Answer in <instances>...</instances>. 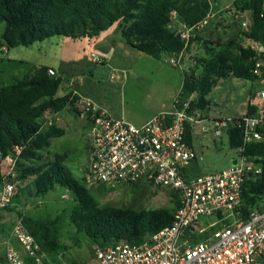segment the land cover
<instances>
[{"label": "trees", "instance_id": "16d2710c", "mask_svg": "<svg viewBox=\"0 0 264 264\" xmlns=\"http://www.w3.org/2000/svg\"><path fill=\"white\" fill-rule=\"evenodd\" d=\"M214 0H0L1 46L7 49L28 47L52 37L97 41L113 25L121 24L120 37L130 48L154 59L171 58L201 41L183 32L192 29L210 12ZM238 14L247 12L249 29L212 47L201 41L206 57L195 59L194 67L201 73L182 71L183 96L197 93L193 108L207 116V95L216 83L229 76L253 81L252 53L244 48L246 41L264 42V0H235ZM174 13V15H171ZM181 20L178 24L176 19ZM195 31H192L193 33ZM186 39V40H185ZM49 67H39L33 75L24 76L14 84L0 87V155L14 147H22L14 175L7 182L17 184L34 177L35 195H45L58 188L73 196L74 205L68 214L78 233H83L93 246H112L120 243L135 245L173 221V211L155 209L135 211L127 208L99 207L85 188L63 165L65 154L44 161L42 152L49 148L50 139L64 131L51 123L43 128L47 114L70 110L79 98L67 93L55 97L62 79L49 76ZM186 141L192 139L186 132ZM227 143L234 150L241 144L236 131L228 132ZM246 155L258 156L261 174L248 180L241 194L240 214L247 219L254 208H264V143L249 145ZM5 168L0 167V185ZM175 198L174 194H171ZM175 207L178 202H174ZM6 210H9L8 208ZM59 217L40 221L24 215L23 224L34 238L40 252L58 254L68 251L60 242L57 230ZM28 264H33L30 260Z\"/></svg>", "mask_w": 264, "mask_h": 264}, {"label": "built area", "instance_id": "2783aa9c", "mask_svg": "<svg viewBox=\"0 0 264 264\" xmlns=\"http://www.w3.org/2000/svg\"><path fill=\"white\" fill-rule=\"evenodd\" d=\"M213 17L209 12L186 33L206 28ZM249 24L248 16L240 23V30L247 32ZM244 48L252 53L250 73L260 86L247 95L242 114L203 116L193 108L198 94L183 96L180 90L171 111L138 126L114 119L78 96L72 109L88 125V161L82 177L85 186L147 184L168 190L178 202L171 225L144 237L141 243L95 246L99 264H264V208H254L247 219L240 214L244 184L262 170L261 159L246 155L245 150L249 145L264 143V42L248 40ZM168 62L184 70L182 52ZM47 73L56 76L52 68ZM207 123L212 125L211 130ZM230 131L238 132L241 139L230 167L187 180L184 167L195 160L196 153L192 141H186V132L192 139L210 132L214 137H228ZM21 152L22 147H14L5 156L0 155V167L6 169L0 185V214L11 206L15 184L6 180L14 175ZM23 217L20 210L0 243V264H28V260L42 263L43 253L25 228ZM210 219L225 225L207 232L214 224L204 226V220Z\"/></svg>", "mask_w": 264, "mask_h": 264}, {"label": "rangeland", "instance_id": "374dc122", "mask_svg": "<svg viewBox=\"0 0 264 264\" xmlns=\"http://www.w3.org/2000/svg\"><path fill=\"white\" fill-rule=\"evenodd\" d=\"M210 13L214 17L209 26L194 30L193 33L183 32V38L196 36L216 47L217 43L237 35L240 32V23L248 18V15L235 11L233 0L211 1ZM217 16H221L227 27L224 25L221 31L216 32L214 22ZM176 22L181 24L178 18ZM121 26L118 23L113 25L106 33L101 34L97 41L52 37L28 47L13 49H7L0 43V87L14 84L24 76L33 75L39 67H53L57 72L56 76L62 79L56 97L75 92L114 119L139 126L159 112L171 111L172 101L178 96L181 87L183 68L171 66L168 58L154 59L130 48L120 37ZM3 29L4 24H1L0 35ZM201 41L193 43L183 53L184 70L193 71L196 75H199L201 70L194 67L195 59L206 57ZM259 86L257 82L232 76L219 80L206 97L209 102L207 115L216 118L242 113L245 106L239 103L240 99L248 93H254ZM52 121L53 118L47 114L43 117L41 125L45 129ZM83 122L79 121L81 126L85 124ZM207 126L212 129L210 123H207ZM64 133L63 137L51 140L49 151L52 154L65 153L63 165L79 180L81 175L76 167L85 165L88 130L80 137L72 128H65ZM192 146L196 158L184 167L187 180L228 169L236 155L235 151L229 148L225 134L214 137L210 132L203 137H193ZM42 158L48 161L52 160L53 156L46 151ZM33 181L34 177H28L16 184L13 202L20 203L25 215L32 219L52 221L59 217L57 230L60 242L68 247V251L64 253H43L41 264H99L94 256V247L69 221L68 214L74 205L73 196L61 188L37 196ZM85 188L99 207L127 208L135 211L176 210V199L172 197L171 192L147 184ZM16 215L13 209L1 212L0 243L9 233ZM212 223L214 226L207 232H213L225 225L223 222H214L213 219L206 222L204 220V226Z\"/></svg>", "mask_w": 264, "mask_h": 264}, {"label": "crops", "instance_id": "0c3cea01", "mask_svg": "<svg viewBox=\"0 0 264 264\" xmlns=\"http://www.w3.org/2000/svg\"><path fill=\"white\" fill-rule=\"evenodd\" d=\"M235 2V0H233V3ZM218 19V20H217ZM217 19H216V22H214V28H215V31L217 32V31H221V29L223 28V26L225 25L226 27H227V25H226V23H224V21L222 20V18H221V16H217ZM181 24H182V22H181ZM225 31H226V29H224ZM214 31V32H215ZM236 36V35H235ZM234 36V37H235ZM49 68H52V69H54L53 67H49ZM55 70V69H54ZM57 73V72H56ZM58 76V75H57ZM182 83V82H181ZM69 85V84H68ZM60 87V86H59ZM67 88H68V86H67ZM180 89H181V87H180ZM180 89H179V91L178 92H180ZM59 90V89H58ZM72 94L73 93H75V92H71ZM77 96H79L77 93H75ZM179 94V93H178ZM249 94V93H248ZM65 95V94H64ZM56 97V96H55ZM79 97H81V96H79ZM246 97H247V95L246 96H244V97H242V98H244V100L242 101V102H239L240 104H244V106H245V110H246V104H245V99H246ZM57 98H59V97H57ZM83 98V97H82ZM241 98V99H242ZM171 107H172V104H171ZM208 108V107H207ZM172 109V108H171ZM244 110V111H245ZM243 111V112H244ZM242 112V113H243ZM159 113H163V112H159ZM158 113V114H159ZM242 113H240V114H242ZM157 114V115H158ZM52 118H53V121H52V123L56 126V128H58V129H61V130H63V131H65V128H72L73 129V131L77 134V136L78 137H80L81 135H83L84 134V131L86 130H88V125H87V123H86V120L85 119H83V117L80 115V114H76V113H73V112H71L70 110H62L61 112H59V113H56V114H49ZM216 118H218V117H216ZM151 119V118H150ZM150 119H147L146 121H145V123L148 121V120H150ZM80 120H82V121H84L83 123H85V124H83L82 126H81V123H79V121ZM51 123H49V125H50ZM65 135V133L62 135V136H60V137H63ZM87 135V138H88V133L86 134ZM60 137H57V138H60ZM57 138H52V139H50V146H51V140H53V139H57ZM50 146H49V148H50ZM49 148H47V149H45L43 152H42V154L44 153V152H49L50 154H51V156H55V155H61V154H52L51 153V151H49L50 149ZM62 154H65V153H62ZM66 155V154H65ZM87 161H88V151H86V157H85V165L84 166H82V167H76L77 169V172L81 175V178L79 179V180H82V177H83V174L85 173V171H86V169H87ZM232 162V161H231ZM15 186H16V184H15ZM33 188H34V185H33ZM15 197V194L13 195V198ZM63 197V196H62ZM12 198V199H13ZM34 198V197H33ZM8 209H10V210H14V211H16V214H19V211L21 210L23 213H24V211L22 210V208L20 207V203H14L13 202V200H12V203H11V206L8 208ZM7 211V210H6ZM24 215H25V213H24Z\"/></svg>", "mask_w": 264, "mask_h": 264}, {"label": "water", "instance_id": "95a60500", "mask_svg": "<svg viewBox=\"0 0 264 264\" xmlns=\"http://www.w3.org/2000/svg\"><path fill=\"white\" fill-rule=\"evenodd\" d=\"M243 100H244V98L240 99V101H239V102H242Z\"/></svg>", "mask_w": 264, "mask_h": 264}]
</instances>
